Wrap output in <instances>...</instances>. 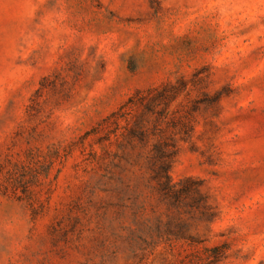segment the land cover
Returning <instances> with one entry per match:
<instances>
[{
    "label": "rangeland",
    "instance_id": "1",
    "mask_svg": "<svg viewBox=\"0 0 264 264\" xmlns=\"http://www.w3.org/2000/svg\"><path fill=\"white\" fill-rule=\"evenodd\" d=\"M0 264H264V0H0Z\"/></svg>",
    "mask_w": 264,
    "mask_h": 264
},
{
    "label": "trees",
    "instance_id": "2",
    "mask_svg": "<svg viewBox=\"0 0 264 264\" xmlns=\"http://www.w3.org/2000/svg\"><path fill=\"white\" fill-rule=\"evenodd\" d=\"M163 171H165V178L166 181L163 184V187L170 193L173 194L174 197H176L177 199H179L181 197V194L183 193H191L192 192L194 195H192L191 198H193V203L195 202L196 206H202V207H206L209 205V203L207 202L205 196L203 195V193L201 192V190L199 188H191L190 186H184L181 189H176L175 188V183L172 182V180L170 179V175L168 172V169L166 170V167L163 166Z\"/></svg>",
    "mask_w": 264,
    "mask_h": 264
}]
</instances>
